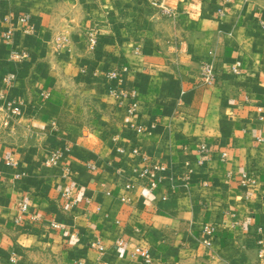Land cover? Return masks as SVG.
Instances as JSON below:
<instances>
[{"label": "crops", "instance_id": "1", "mask_svg": "<svg viewBox=\"0 0 264 264\" xmlns=\"http://www.w3.org/2000/svg\"><path fill=\"white\" fill-rule=\"evenodd\" d=\"M0 96V264H264V0H0Z\"/></svg>", "mask_w": 264, "mask_h": 264}, {"label": "built area", "instance_id": "2", "mask_svg": "<svg viewBox=\"0 0 264 264\" xmlns=\"http://www.w3.org/2000/svg\"><path fill=\"white\" fill-rule=\"evenodd\" d=\"M21 20H23L24 22H28L29 16L27 14L26 15H23L21 17ZM5 36L8 38L9 37V33H6ZM96 45H97L96 37H95L94 34L90 33L88 35V39H87V46H88V48L90 50H94L95 47H96ZM16 56L21 57V55H18V54H16ZM238 67H239V62H235V64L231 68L232 72L233 73H237L238 72V69H239ZM126 69H127V67L125 65H120L116 69H113V70L109 71L108 77L109 78H115L116 75L118 74V72H120L122 70H126ZM199 75H200L202 81H204L205 83H212L215 80V77H216V72H215L214 65L212 63H203L200 66V68H199ZM9 79H10L9 77H6L5 78V80H9ZM130 95L134 96V92H130ZM0 98H1V96H0ZM6 106H7V111H6V114L4 115V118L5 119L9 118V116L15 115L18 112V110H19L18 105H16L15 103H12L10 101L7 102ZM135 106H136V103L133 102L130 105V107L128 108V111L133 110L135 108ZM201 149H204V147L201 146ZM132 153L133 154H137L138 153V151L136 150V148H133L132 149ZM59 155H60V153L58 151H53L50 154V156L46 159V162L48 164L55 163L58 160ZM142 159L143 160H146L147 158L143 155L142 156ZM198 161L200 162V159ZM9 162H12L11 159H9ZM150 167H152V169L149 168V167L143 166L139 170L137 177H138V179H141L143 181H148L147 184H148L149 188L152 189V188H155V186L157 184V179H156V176H155V170L156 169H160V168L162 169L163 167H161V166H159L157 164H153ZM187 171L189 172L190 169L188 168ZM248 180H249V182H252V180H250V179H248ZM132 187H133V182H132L131 179L130 180H127L123 184V188L126 191L130 190ZM62 195H63V197L65 199L70 200V201H72L73 198H74L73 197V194L71 193V190L70 189H66L65 191H63ZM19 209L21 211H27V204H26V202L20 203ZM51 224L54 227H56V228H59L60 227V225H58L57 223L52 222ZM206 231H208V230H206ZM71 236H73V234H71ZM92 244L95 245L99 250H102L103 249L101 243L99 241H97V240L96 241H93ZM116 244L117 245H121L122 244V240L120 238H118L116 240ZM259 244L260 245H259V248L257 250V256L259 258H262V257H264V243L259 242ZM10 260H11V262H14V258H11ZM143 260H144L145 263L150 262V257H149V255L146 252L143 254Z\"/></svg>", "mask_w": 264, "mask_h": 264}]
</instances>
